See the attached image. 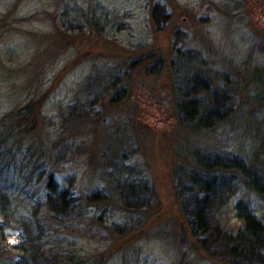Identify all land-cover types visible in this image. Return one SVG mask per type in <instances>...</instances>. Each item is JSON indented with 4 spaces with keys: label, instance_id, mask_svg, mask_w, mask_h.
<instances>
[{
    "label": "rangeland",
    "instance_id": "rangeland-1",
    "mask_svg": "<svg viewBox=\"0 0 264 264\" xmlns=\"http://www.w3.org/2000/svg\"><path fill=\"white\" fill-rule=\"evenodd\" d=\"M254 68L264 69V0H0V116L37 103V133L26 140L37 139L45 157L64 155L48 169L82 203L77 221L124 223L125 235L94 233L86 222L82 235L74 225L54 228L84 250L105 236V264H174L185 253L193 264H227L217 246L208 251L190 237L180 205L192 190L186 175L196 172L190 155L251 166L256 152L264 157V106L252 100L259 88L241 81ZM195 79L206 83L203 102L230 97L220 123L191 132L174 103L189 83L199 87ZM13 154L21 158L17 146ZM125 171L148 198L130 219L108 191ZM241 197L256 217L264 214V202L237 192L221 216L233 233ZM33 201L21 195L18 212ZM18 242V231L5 229L3 255L15 259Z\"/></svg>",
    "mask_w": 264,
    "mask_h": 264
},
{
    "label": "trees",
    "instance_id": "trees-1",
    "mask_svg": "<svg viewBox=\"0 0 264 264\" xmlns=\"http://www.w3.org/2000/svg\"><path fill=\"white\" fill-rule=\"evenodd\" d=\"M241 81L248 84L249 88H259L252 100L264 106V69L248 71L241 76ZM195 82L199 87L195 88L189 83L186 92L180 93L182 98L174 103L175 118L181 127L191 132L211 129L220 123L227 114L226 101L230 97L213 93L203 102L200 94L207 91L206 83L203 85L205 81L200 79H195ZM237 88L238 82L232 91L237 92ZM36 104L30 102L16 106L14 110L0 116V216L3 219L0 234L3 236L5 229H12L17 230L19 235V242L11 247L17 251L15 259L3 255L0 250V264H105V255L109 253L107 247H102L105 236L102 235L98 243L101 245L97 248L84 250L64 243L60 240L61 233H56L54 228H70L74 225L77 227L76 233L82 235L86 222L96 229L94 233L125 235L126 227H123L124 223L121 227L114 223L104 224L98 216L95 220L93 217L84 219V216H79L80 221H77L76 215L82 212V203L74 197L71 189L59 187L57 175L48 169L50 165L61 164L60 158L64 155L45 157L44 148L36 145L37 139L26 140L37 133L35 130L40 114L35 108ZM261 123L264 126V117ZM15 146L21 158L13 154ZM261 152L264 153V146ZM257 154L255 162L259 161L258 166L238 161V165L234 162L230 164L200 153L190 155L194 165L191 170L196 172L186 175L192 190H188V197L183 198L180 205L182 216L194 242L206 246L208 251H214L217 246L223 262L227 264H264V214L256 217L248 201L241 197L234 206L235 217L241 226L233 233L224 229L221 223L222 206L237 192L252 194L264 202V157ZM131 177V171L123 172L112 189H108L110 194L113 193V203L123 207L129 219L136 213L138 202L148 199L141 196L142 192H146L145 185ZM21 195H29L34 199L30 208L22 214L16 207ZM91 196L85 200L93 202ZM107 196L106 191L101 193L105 202ZM78 239L84 237L78 236ZM186 256V253L181 254L174 264H193V261L186 260Z\"/></svg>",
    "mask_w": 264,
    "mask_h": 264
}]
</instances>
